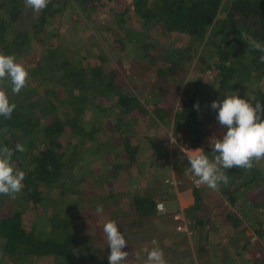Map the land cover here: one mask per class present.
Listing matches in <instances>:
<instances>
[{"label": "trees", "instance_id": "1", "mask_svg": "<svg viewBox=\"0 0 264 264\" xmlns=\"http://www.w3.org/2000/svg\"><path fill=\"white\" fill-rule=\"evenodd\" d=\"M68 2L91 29L85 50L60 41ZM104 7L115 14L116 34L109 21L95 22ZM172 34L185 41H164ZM253 40L264 44V0H50L40 12L24 0H0V53L29 73L19 94L0 83L16 105L11 119L0 117V147L14 150L12 163L25 173L16 199L0 195V264H109L108 220L127 241L123 264H145L142 230L129 231L160 215L156 167L163 164L158 182L167 183L158 196L174 186L168 148H142L136 135L163 141L172 125L174 148L198 146L207 123L197 99L212 91L210 105L234 94L264 105V53ZM202 150L213 159L210 145ZM225 174L228 184L208 194L193 184L194 200L183 209L199 264H264V159ZM94 198L115 200L102 205L108 214L125 203L132 222L104 220L90 209ZM28 210L36 218L27 227ZM232 233L239 241L227 248Z\"/></svg>", "mask_w": 264, "mask_h": 264}, {"label": "clouds", "instance_id": "2", "mask_svg": "<svg viewBox=\"0 0 264 264\" xmlns=\"http://www.w3.org/2000/svg\"><path fill=\"white\" fill-rule=\"evenodd\" d=\"M49 2L50 0H24L25 6L35 12L42 11ZM244 38H248L246 34ZM252 48L264 53V44L259 41L253 40ZM259 62L264 63V54L259 56ZM28 77V71L22 64L16 62L15 56L0 53V83L8 80L12 93L19 94L26 86ZM210 107L216 110V119L227 130L222 138L210 139L211 152L214 154L212 160L202 149L191 151L193 154L187 156V159L190 171L196 178L194 183L197 186L204 184L212 190H218L221 184L226 186L229 182L225 174L227 169L236 167L250 170L254 166V161L264 159V119L261 118L264 114V105L258 100L253 105L247 99L234 94L224 95L222 101H213ZM15 108V103H11L6 92L0 88V117L11 119ZM15 151L22 153L25 147L17 143ZM13 155L12 148L0 147V195L14 200L23 189L25 173L14 167ZM96 212L102 213L103 206L97 205ZM103 233L110 249L107 256L109 264H123L129 253L122 251L127 241L116 222L106 221ZM152 244L154 247L151 249H143L147 257L145 264H167L158 242L153 239Z\"/></svg>", "mask_w": 264, "mask_h": 264}, {"label": "rangeland", "instance_id": "3", "mask_svg": "<svg viewBox=\"0 0 264 264\" xmlns=\"http://www.w3.org/2000/svg\"><path fill=\"white\" fill-rule=\"evenodd\" d=\"M65 15L63 17V24L60 28V41L68 44V45H76L75 47L78 50H85L86 48L90 46H86L88 44V36L90 34L91 29L83 24L80 23L79 19V10L75 8L74 5L71 3H67L65 7ZM113 11L107 12V8H102L100 11H97L94 14L95 22L99 24L101 27L107 26L106 22L110 23L112 26L108 32L114 33L117 30V24L114 21L115 14H112ZM116 34V32H115ZM164 41L172 44H180L182 41H185L184 38L182 39L181 36H178L176 34H172L167 36ZM194 64V63H193ZM214 93V94H213ZM212 95V96H211ZM213 95H216V92L212 91L209 95H200L197 99L198 105L201 108V114L202 119L205 121L206 129L207 127L209 130L214 127H220V130L226 131V127L221 126L216 118L210 119L211 111L209 109L210 105V98H215ZM149 104V103H148ZM167 135L165 136V139L162 141V139L157 140L155 142H147L145 139H140V135H136L137 140H140L141 147H146V144H154L153 149L158 150L160 152L163 150L164 147H167L170 153V164H172V181L169 183H172L171 185L174 186L171 188L172 192L169 193L164 199H161V196H158L157 192L160 191L162 188H165L167 186V183L162 182L164 187L162 186L161 182H158V180L161 179V175L164 174L165 176V170L166 169H159L163 166V164L158 167L156 177L153 179L152 183V193L155 194L157 198H159V201L163 202L162 209H158V213L160 215L149 217L146 222L139 226V228L132 227L130 229V234H133L135 230H142V237L138 241V243L141 244V246H144L145 248L151 249L154 247L152 244L153 239H155L158 242V246L162 249L164 253V258L167 262V264H199V257L196 255V231H194L192 228H190L187 225V228L191 230L192 232L188 233L186 230H180L177 226V221H175L173 218V214L176 212H181L184 214V208L188 206L186 204L183 208L180 206V199H179V193L184 194V191H187L190 193V197L192 198L193 202V184L194 180L196 179L193 174L190 171L189 167V161L187 159V156L192 155L194 149L187 148V145H180L178 148H174V142L175 137L173 134V126L170 125V127L167 128ZM136 140V139H135ZM210 139H206L204 136V133L201 136V144H209ZM94 162V161H93ZM134 172V171H133ZM132 174H130L131 177ZM177 183H181L182 186H180ZM160 184V185H159ZM158 185V186H157ZM170 185V184H169ZM126 186V185H125ZM200 186V185H199ZM92 188H88L87 190L90 191ZM202 189L208 194V186L202 184ZM170 190V191H171ZM186 193V192H185ZM114 199H99L94 198L92 206H90L91 211H96L97 205H104L109 204L110 206H113L116 202H114ZM183 205L186 203V200L182 201ZM116 204L114 206L115 211H112L111 214H108L107 212L100 213L104 218V220L114 218L117 220V223H122V225L131 223L133 220L128 215V208L125 203ZM119 206V207H118ZM104 209V207H103ZM185 216V215H184ZM36 218V211L35 210H28L25 214V224L28 227L31 222ZM134 218V217H133ZM188 224V219L185 217ZM219 225V221L216 220L213 223L208 222V228L215 227ZM133 230V231H132ZM139 234V236H140ZM145 235V236H144ZM225 247L229 248L231 245L237 243L239 241V238L235 233H232L229 237L225 236ZM194 242H196L194 245ZM212 253L216 254L218 249V245L216 243L212 242ZM222 254H220V257ZM44 261V259H42ZM228 264H231L230 262ZM233 264H238V261H234Z\"/></svg>", "mask_w": 264, "mask_h": 264}, {"label": "built area", "instance_id": "4", "mask_svg": "<svg viewBox=\"0 0 264 264\" xmlns=\"http://www.w3.org/2000/svg\"><path fill=\"white\" fill-rule=\"evenodd\" d=\"M226 131L224 130H220V127L218 128L217 126L214 128H211L209 130V128L207 127V130L204 132V136L206 139H211L212 137L215 138H222L224 133ZM209 144H205L203 146H206ZM158 209H162L163 207V202L159 201L156 204ZM174 220L177 221V228L180 230H186L188 233L192 232L191 230H189L187 228V220L185 219L184 215L181 212H176L173 214Z\"/></svg>", "mask_w": 264, "mask_h": 264}, {"label": "crops", "instance_id": "5", "mask_svg": "<svg viewBox=\"0 0 264 264\" xmlns=\"http://www.w3.org/2000/svg\"><path fill=\"white\" fill-rule=\"evenodd\" d=\"M201 141V140H200ZM204 146H203V144H201V142H200V144L198 145V146H196V147H192V146H188L187 145V148H189V149H194V150H196V149H202ZM186 192V193H185ZM179 199H180V207L181 208H183L186 204H190L191 202H192V198L190 197V193L189 192H187V191H184V194H181V192L179 193ZM184 200H186V203L183 205V202L182 201H184Z\"/></svg>", "mask_w": 264, "mask_h": 264}]
</instances>
